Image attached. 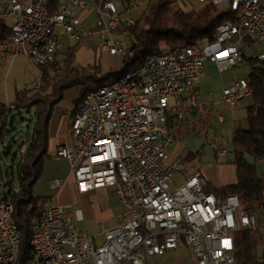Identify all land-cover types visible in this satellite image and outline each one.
I'll return each mask as SVG.
<instances>
[{
	"label": "built area",
	"instance_id": "2783aa9c",
	"mask_svg": "<svg viewBox=\"0 0 264 264\" xmlns=\"http://www.w3.org/2000/svg\"><path fill=\"white\" fill-rule=\"evenodd\" d=\"M198 1L215 7L226 3L238 18L217 25L211 43L147 53L138 66L89 90L70 121L73 144L54 152L70 161L79 194L100 188L115 193L122 206L117 223L102 232L104 239L98 243L79 226L81 208L50 198L37 208L31 223L34 264H148L153 255L183 247L194 255L192 264H245L235 256V233L257 229V217L241 206L237 194L219 197L206 191L209 182L199 170L175 180L184 166L181 158L170 162L175 136L169 118L188 115L183 97L203 75L206 62L223 71L242 61V42L264 47V0ZM52 2L0 0V21L10 30L8 40L0 42V61L23 55L46 65L55 56L60 34L77 41L98 33L102 52L120 59L125 54L113 30L122 21L133 22L121 10L135 8V0H120L122 9L111 0H58L53 12ZM88 9L95 14L93 26L82 22L80 14ZM252 57L264 62V49ZM39 84L37 80L32 87ZM249 96L244 77L233 78L221 90L232 109ZM14 108L12 102L0 101V145ZM224 119L218 115L220 122ZM208 139L217 160L226 161L232 154L228 137ZM62 185L58 178L51 182L56 191ZM20 191L12 169L6 180L0 173V264H19L21 235L11 197Z\"/></svg>",
	"mask_w": 264,
	"mask_h": 264
},
{
	"label": "trees",
	"instance_id": "16d2710c",
	"mask_svg": "<svg viewBox=\"0 0 264 264\" xmlns=\"http://www.w3.org/2000/svg\"><path fill=\"white\" fill-rule=\"evenodd\" d=\"M135 1L136 7L144 2L141 13L137 17L132 16L133 22L122 21L113 30L116 37L129 42L120 59L123 66L102 72L100 65L95 62L84 68L75 65L76 52L86 40L83 38L67 45L63 59L59 60L56 57L58 53H55L53 60L46 65L37 64L39 87L26 88L15 95L12 102L15 108L29 109L33 106L35 109L33 133L17 163L21 191L11 197L14 206L13 221L18 225L21 235L19 264H34L36 260L29 243L31 223L37 216V208L44 205L48 198L34 196L33 188L41 177L46 158L49 157L48 122L53 105L63 98L65 92L79 86L75 112L89 90L105 79L115 78L138 66L147 53L160 52L164 48H182L199 41L211 43L216 38L217 25L227 21L234 22L238 18V12H219L212 4H205L198 11L185 12L176 6V0ZM57 3L58 0H53L52 12L56 11ZM121 11L125 14V9ZM9 35V27L0 21V42L8 40ZM244 58L250 65V71L244 76L250 88V102L246 106L245 119L248 126L236 127L231 140L230 163L235 168V179L220 187L209 182L205 190L219 197L237 194L241 206L248 213L264 217V177L257 172V161L264 160V62H257L252 56L246 57L245 52L242 60ZM195 92L196 84L183 97V102L188 97L191 99V104L188 105L191 113L196 112L192 105L197 98ZM169 119L173 121L172 118ZM172 127L173 123L170 122V128ZM185 161H189L188 155ZM258 232L257 229H245L235 233L237 260L245 264H264V249L258 252L262 238Z\"/></svg>",
	"mask_w": 264,
	"mask_h": 264
},
{
	"label": "rangeland",
	"instance_id": "374dc122",
	"mask_svg": "<svg viewBox=\"0 0 264 264\" xmlns=\"http://www.w3.org/2000/svg\"><path fill=\"white\" fill-rule=\"evenodd\" d=\"M114 2V4L118 7V9L121 8L120 0H111ZM205 3H202L198 0H176V6L180 9H182L185 12L190 11H198L201 9ZM139 6V7H138ZM135 8H132L131 10L125 12V14H129L133 17H137L143 7L144 2L138 5ZM217 10L219 12L227 11L228 6L226 3H219L216 6ZM89 10V9H88ZM89 12V11H88ZM87 19V17L85 18ZM11 23V22H10ZM93 38V41H96V43H99L100 37L98 36V33H93V35L90 36ZM65 35H60V40H65ZM123 41V44L125 48L128 46V41ZM247 42V41H246ZM67 42L65 44L61 45V49L63 50L67 46ZM242 45L244 47V52L246 54V57L252 56V53L258 50L259 45L249 47V44L242 42ZM57 58L59 60L64 58V52L60 51L57 54ZM102 66H104L103 60H100ZM120 63V59L118 57H112V61L108 62V71L114 70L115 66L118 67ZM77 65L78 62H75ZM78 66V65H77ZM39 66L34 63L31 59L28 57H25L23 55H18L10 60L6 61H0V101H8L13 102L15 99V95L18 91L26 89V88H32L33 84L38 80L39 75ZM250 71V65L247 62V59L244 58L242 61L238 62L236 65H230L227 70L219 71L217 66L213 62L206 63V67L204 70V77L202 79H199L196 84V92L195 95L197 96L198 102L203 104L200 106L197 104L199 110L201 112L202 119H198V117L195 115L194 117L191 115H194V113H191L188 109V105H183V109L188 112V115L185 118H181V120L173 119L171 121L173 123V127L175 128L176 125L179 124V128H175V131L177 133V136L180 139V136L183 134V137L180 139V143L185 146L187 149H192L193 151L200 150L202 151V156L200 159H195L191 165H187L186 169H182L181 174L182 177L180 181L183 179V175L190 172L193 167H205L207 165H216L217 163L213 157V151L209 144V137H212L215 132V130H230L233 124H238L242 128H247V121L246 119H240L236 123H233V109L224 103V101H218L219 95L221 93V90L224 86H227L231 83L233 78H240L244 77L248 74ZM106 80V79H105ZM103 80L102 82H104ZM79 86H74L72 89L68 90L64 93L62 100L67 103H75L79 97ZM214 98L216 99L214 101ZM205 100V102L203 101ZM170 105H173L174 99L171 97L169 99ZM243 103V102H242ZM187 106V107H186ZM186 107V109H185ZM206 110H210V113L207 111V114L204 113V108ZM238 113V111H237ZM35 109L32 106L29 109L26 108H14L11 111L10 117L8 119V123L6 126V131L3 134L2 137V145H0V173L2 174L3 178L6 180L8 175H10L11 169L13 170V177H14V183H19V174L17 172V163L21 158V155L26 150L29 142L30 137L33 133V127H34V116ZM222 114L226 118L224 123H219L217 121V115ZM209 115V116H208ZM204 116V117H203ZM184 120H187L184 122ZM188 120L191 122L189 123ZM236 121V120H235ZM204 123V124H203ZM207 127L206 125H209ZM182 125H184L182 127ZM206 126V127H204ZM172 127V128H173ZM186 127V128H185ZM200 128V130L198 129ZM205 129H207L206 134L203 132ZM187 129V131H185ZM200 133V134H196ZM172 131V129H171ZM29 136V137H28ZM176 139V137H175ZM8 151V154L4 155L2 154V151L4 148ZM3 148V149H2ZM174 161V160H173ZM182 165L185 166V163L182 162ZM257 172L259 175L264 174V161L262 163H257ZM176 178L180 177L178 172L175 174ZM178 181V182H180ZM112 194V193H111ZM35 195V194H33ZM114 197H109L108 199V205L107 210L111 214L114 213V207L118 204V197H116L115 193H113ZM61 201V200H60ZM62 202H69V199L67 198V201ZM75 203V204H74ZM91 202L86 201L85 199H81L79 201H73L74 207H79L82 210L84 220L79 222V225L81 228L85 229L88 233L90 232L89 224L93 223L95 219L98 221L95 224L94 233L98 234L101 231H103L105 228H107L110 224V220H113L114 218H104L100 220L98 215L94 213L87 214V205L89 206ZM106 207V206H102ZM101 214L104 215V210L100 209ZM108 212V213H109ZM98 214V213H97ZM257 217V229L259 235L262 236L264 233V217H259L258 214ZM89 229V230H88ZM102 233V232H101ZM95 235L97 236V242L102 243L103 236L102 234ZM89 235H91L89 233ZM185 248V247H184ZM191 254V253H190ZM191 257L193 258L194 255L191 254Z\"/></svg>",
	"mask_w": 264,
	"mask_h": 264
},
{
	"label": "crops",
	"instance_id": "0c3cea01",
	"mask_svg": "<svg viewBox=\"0 0 264 264\" xmlns=\"http://www.w3.org/2000/svg\"><path fill=\"white\" fill-rule=\"evenodd\" d=\"M88 11L81 12L80 15L82 18V22H83V24H85L87 26H93L95 14L91 10H88ZM86 17H87V19H85ZM60 35H59V40H60ZM64 39L65 40H60L59 47H58L56 53H58L59 50L63 51V52L65 51L66 48H64L63 50L61 49L62 44H65L66 42L68 44H71L72 42H74V41H70L67 37ZM92 39L93 38H91V37L86 38V40L84 41V44L76 52L75 62H78L77 65L80 68H84V67H86L90 64H93L95 62V63H98L100 65L102 72H106V71H108V67H107L108 62L112 61V57H116V56L109 55L108 53L102 52L100 50L101 39H100L99 43H96V41H93ZM261 49H264V47L259 46L258 50H261ZM100 60H103L104 66H102ZM206 63H208V62H206ZM206 63L204 65V70L206 67ZM120 66H122L121 61L118 65V67L115 66V68H119ZM225 70H227V69H225ZM38 77H39V75H38ZM203 77H204V73L200 79H202ZM196 87H197V84H196ZM215 100L216 99L214 98V101ZM217 100L223 101L221 98V93H220L219 98ZM77 101L75 103H67L61 99L60 101L56 102L51 109L50 118H49V122H48V140H47V154L49 157H47L45 162H44L41 177L37 181V183L35 184V186L33 188V194H35L34 196L46 197V198H48V200L50 198H53L55 201L61 202V203H73V201H79L81 199H85L86 201L91 202V204L89 206L88 205L86 206L87 207L86 216L88 214L95 212V214L98 215L100 220L107 218L108 216H109V218H111V217L114 218L113 220H110V223H109L110 225L107 227V228H109L112 225L117 223V221L121 215V212H122V206L120 205L119 200H118V204L114 207L115 209H114L113 214H111L109 212V210H107L108 209L107 206L109 207L108 202H107L108 199H110L109 197H114L112 190H110L109 188H100V189H97V190L90 192V193L79 194L76 190L74 177L71 173L70 161L66 158H62V157H58V156L54 155L55 150L59 146H62L64 144H68V145L73 144V140L70 136V121H71L74 109L77 105ZM203 101L205 102V100H203ZM249 102H250V96L243 98L240 101L239 105L237 107L233 108V117H232L233 123H236L240 119L246 118V106L249 104ZM182 103L184 106L186 104H191V99L188 97L186 100H184V102L182 100ZM197 104H199L200 106L203 105L200 102H198V99L196 98V102L192 103V105L194 107L193 110L196 112L194 113V115H191V116L194 117L196 115L198 117V119H202L201 112L199 110L197 111V108H198ZM207 111L210 113V110H206L204 108L205 114H207ZM237 111H238V113H237ZM218 115H222V114H218ZM218 115H217V121L219 123H224L226 118L224 117L225 118L224 121L220 122L218 120ZM176 120H181V119H176ZM186 121L187 120H184V122H186ZM188 122L191 123L189 120H188ZM183 126L184 125H182V127ZM187 126H188V123H187ZM209 126H210V124L207 127H209ZM238 126H241V125H239V123L233 124L230 130H227V129L226 130H224V129L215 130V132L213 133L214 134L213 136H215V135H226L228 137L229 142H230V148H231V140H232L233 132H234V129ZM175 128H179V124L176 125ZM175 128L174 127L172 128V133L174 134L176 139H175V142L173 144L172 149L170 150V162H173V160L175 161V160H178L181 158V159H183V162L185 163L184 169H186L187 165H191V163L195 159H198V158L200 159V157L202 156V151H200V150L193 151L192 149L190 150V149H187L185 146H183L180 143V139H181V137H183V134L180 136V139H179V137L177 136V133L174 132ZM185 131H187V129H185ZM194 132H196V131H194ZM203 132L206 134L207 129H205ZM196 134H200V133L196 132ZM211 149L213 151V157L217 163V166L216 165H207L205 167H199V168L193 167L190 172L183 175L184 176L183 178H185L190 173L199 170L207 178L208 182H210V184H212L213 186L220 187V186L226 185V184L234 181V179H235V168H234L233 164L230 163V161L232 159V154L227 156L226 161L220 162L217 160V158L215 156L214 149L212 147H211ZM187 155L189 156V161H185V158ZM263 161L264 160H260V161H257V163H262ZM181 171L178 172L180 177L176 178V176H175L176 181H180V179L182 177ZM262 176L264 177V174ZM56 178L61 179L63 182L62 187L58 191L54 190L51 187L52 180L56 179ZM67 198L69 199V202H62L63 200L67 201ZM102 206H106V207L102 208ZM100 209L104 210V215L101 214ZM83 220H84V216H83ZM97 221L98 220L95 219L93 223H88L90 226V228H89L90 230L89 229L88 230L90 231L89 233L91 235H93V234L98 235L101 232H103L105 229H107V228H105L103 231H101L98 234L94 233L95 224ZM102 236H103V234H102ZM261 237L262 238H261V243L258 246V252H261L264 249V233L262 234ZM95 238L97 239V236H95ZM190 253H191V251L186 247L185 248L184 247L178 248L175 250L167 251L166 253L161 254V255L151 256L150 258H148V264H192L194 257L192 258L191 257L192 253L191 254Z\"/></svg>",
	"mask_w": 264,
	"mask_h": 264
},
{
	"label": "water",
	"instance_id": "95a60500",
	"mask_svg": "<svg viewBox=\"0 0 264 264\" xmlns=\"http://www.w3.org/2000/svg\"><path fill=\"white\" fill-rule=\"evenodd\" d=\"M3 154H4V155L8 154L7 150H4V151H3Z\"/></svg>",
	"mask_w": 264,
	"mask_h": 264
}]
</instances>
